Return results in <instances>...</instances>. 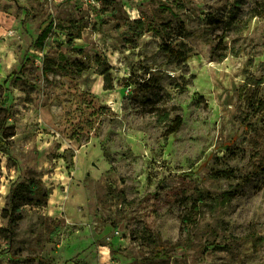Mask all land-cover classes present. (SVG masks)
I'll list each match as a JSON object with an SVG mask.
<instances>
[{"label": "rangeland", "instance_id": "374dc122", "mask_svg": "<svg viewBox=\"0 0 264 264\" xmlns=\"http://www.w3.org/2000/svg\"><path fill=\"white\" fill-rule=\"evenodd\" d=\"M2 110L0 264H264V0H0Z\"/></svg>", "mask_w": 264, "mask_h": 264}, {"label": "trees", "instance_id": "16d2710c", "mask_svg": "<svg viewBox=\"0 0 264 264\" xmlns=\"http://www.w3.org/2000/svg\"><path fill=\"white\" fill-rule=\"evenodd\" d=\"M53 22L51 21L48 26L40 31L37 37L33 40L32 46L37 48H42L43 43L48 37L49 32L52 29ZM78 37V36H76ZM14 72V74L20 73ZM105 81V89L112 88L111 80L109 74L106 71H103ZM10 115L6 112V110L0 111V150L7 151L11 138L15 135V125L9 122ZM164 119H168V113L164 114ZM183 123V119L180 115H177L169 126L168 132L169 134L175 133L179 130ZM214 175L217 178H225L233 175V170L229 169H220L214 172ZM205 195L208 194H200V198L198 201L205 198ZM47 192L43 190V188L39 185V181L34 177H30L27 182H19L11 185L8 201L6 207L1 212V217L7 220L8 230L13 231L19 221L22 220L23 216L21 213V209L26 205H36L39 206L43 203V200L46 199ZM236 197L235 190H227L222 194L213 197V205L220 206L225 205L230 202L233 198ZM5 230V229H3Z\"/></svg>", "mask_w": 264, "mask_h": 264}, {"label": "bare ground", "instance_id": "6f19581e", "mask_svg": "<svg viewBox=\"0 0 264 264\" xmlns=\"http://www.w3.org/2000/svg\"><path fill=\"white\" fill-rule=\"evenodd\" d=\"M12 70H13V66L9 65L8 67L5 68L4 72L10 73Z\"/></svg>", "mask_w": 264, "mask_h": 264}]
</instances>
